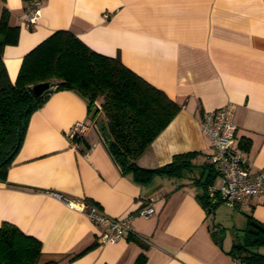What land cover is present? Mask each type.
Segmentation results:
<instances>
[{"label": "crops", "instance_id": "1", "mask_svg": "<svg viewBox=\"0 0 264 264\" xmlns=\"http://www.w3.org/2000/svg\"><path fill=\"white\" fill-rule=\"evenodd\" d=\"M39 1L40 15L28 27L34 0H0V14L7 9L9 23L20 27L18 42L5 45L2 54L12 81L24 54L53 31L69 29L93 50L118 55L181 104L138 157L139 166L155 168L174 154H195L180 176L161 173L138 183L120 172L84 99L72 90L53 91L30 115L6 181H0V224L11 222L38 238L42 262L140 264L144 255L141 264H242L229 253L241 235L225 231L217 214L222 203L208 212L197 198L203 165L212 163L199 119L201 111L233 103L235 148L251 172L264 168V0ZM76 122L86 128L74 143L67 132ZM243 140L249 141L245 148ZM219 181L218 175L213 183ZM51 192L89 199L112 217L148 201L154 213L133 216L137 240L104 243L101 226ZM233 209L243 215L245 227L262 224L264 194Z\"/></svg>", "mask_w": 264, "mask_h": 264}, {"label": "trees", "instance_id": "2", "mask_svg": "<svg viewBox=\"0 0 264 264\" xmlns=\"http://www.w3.org/2000/svg\"><path fill=\"white\" fill-rule=\"evenodd\" d=\"M9 16V11L2 9L0 181H6L7 169L22 142L30 115L42 106L50 94L36 96L32 92L34 84L44 81L51 83L53 91L72 90L84 99L88 117L92 124L98 126L120 172L130 174L134 181L147 183L161 173L180 176L183 169L192 166L190 158L195 152L174 154L170 162L155 168L141 167L136 163L157 134L179 112L181 104L126 66L118 55L109 56L93 50L69 29L53 31L24 54L16 78L12 81L2 54L5 45L18 42L20 27L11 25ZM102 128L105 135L102 134ZM81 139L82 136H75L71 141L75 143ZM248 143V140H243L242 146L245 148ZM203 168L206 173L204 179L199 180L202 190L197 198L210 212L219 203H210L206 188L213 183L218 173L212 163H205ZM84 200L99 206L89 199ZM261 225L264 227V223ZM133 234L130 233L126 238L137 240ZM262 247L264 229L252 232L246 226L240 238L233 242L229 253L242 264H264V251L259 250ZM81 253L72 255L69 260ZM41 254L38 238L24 233L11 222L0 224V264L58 263L55 260L42 262ZM144 258V255L139 257L140 264Z\"/></svg>", "mask_w": 264, "mask_h": 264}, {"label": "built area", "instance_id": "3", "mask_svg": "<svg viewBox=\"0 0 264 264\" xmlns=\"http://www.w3.org/2000/svg\"><path fill=\"white\" fill-rule=\"evenodd\" d=\"M40 12V1L34 0L25 21L28 27L36 23ZM234 109L233 103H226L215 109L202 111L199 119L200 128L210 142V159L220 177L218 184L207 186L208 200L211 204L225 203L231 208L243 205L249 197L264 194V168L251 172L248 159L235 148L237 126L233 119ZM85 128L83 122L74 123L67 132L68 138L72 140L75 136H82ZM51 193L68 207L83 211L93 223L101 226L103 230L100 239L104 243L115 242L132 233L133 216L148 218L154 213L152 202L148 201L133 213L112 217L105 214L99 206L84 199L71 198L58 192Z\"/></svg>", "mask_w": 264, "mask_h": 264}, {"label": "rangeland", "instance_id": "4", "mask_svg": "<svg viewBox=\"0 0 264 264\" xmlns=\"http://www.w3.org/2000/svg\"><path fill=\"white\" fill-rule=\"evenodd\" d=\"M217 214L221 219V223L224 225L228 236L232 237L235 232H238L240 235L243 234L245 220L243 215L238 210L231 208L225 203H222L218 206ZM259 250L264 251V247Z\"/></svg>", "mask_w": 264, "mask_h": 264}, {"label": "water", "instance_id": "5", "mask_svg": "<svg viewBox=\"0 0 264 264\" xmlns=\"http://www.w3.org/2000/svg\"><path fill=\"white\" fill-rule=\"evenodd\" d=\"M53 89H54L53 86L48 81L39 82V83H36L32 86V92L36 96L42 95L45 93H51V92H53ZM102 134L105 135L104 128H102ZM261 229H264V227H262V225L260 223H258L257 221H251L250 222V224H249V230L250 231L257 232L258 230H261Z\"/></svg>", "mask_w": 264, "mask_h": 264}]
</instances>
